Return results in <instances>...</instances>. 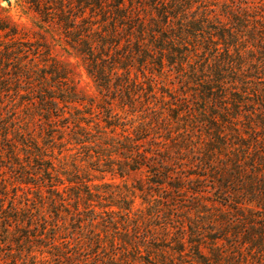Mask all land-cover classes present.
I'll return each mask as SVG.
<instances>
[{"label": "rangeland", "instance_id": "obj_1", "mask_svg": "<svg viewBox=\"0 0 264 264\" xmlns=\"http://www.w3.org/2000/svg\"><path fill=\"white\" fill-rule=\"evenodd\" d=\"M86 1L0 0V264H264V0L189 1L239 27L237 77L251 83L226 72V110L205 88L219 53L190 41L188 57L125 59L101 10L116 0ZM87 40L114 59L103 86ZM144 121L158 134H140ZM162 150L171 177L157 186ZM137 151L153 159L132 170Z\"/></svg>", "mask_w": 264, "mask_h": 264}, {"label": "trees", "instance_id": "obj_2", "mask_svg": "<svg viewBox=\"0 0 264 264\" xmlns=\"http://www.w3.org/2000/svg\"><path fill=\"white\" fill-rule=\"evenodd\" d=\"M89 1L90 0L86 1V3H89L90 8L96 7L100 9L102 0ZM151 1L154 13L151 11L149 17L147 16L146 10H139L136 8L134 0H128V5L125 4L124 0H116L115 5L113 6V11L104 10V6L101 8L106 14H109L108 16H105L103 20H109V25L112 30L111 32L114 33V37L111 38L110 36L107 47H113L118 50L120 46H123L126 49V52L123 53L122 56L125 59H130L131 57H134V54H137V56L141 54H150L151 56L152 54H158L159 57H163L165 53L174 54L175 52L181 55L184 54L185 57H188V54L185 52L190 51L188 47L190 41L193 43L192 47L195 48L197 45L203 44L205 50H211L221 55L216 63L209 67L210 70L213 71V76L209 80L212 82L213 86H210L212 84L208 81L205 88L207 91L215 88L213 94L214 99H218L220 104H223L222 108L226 110V105L229 102L228 99L220 98L219 95H217L218 91L220 92L224 88V79L227 75L226 72L228 73L227 76L231 77V79L241 82L243 88H245L248 83H251V81L241 80L240 77H237L239 75H244L243 72H240L243 70L242 63L238 62L240 49L232 43L234 42L232 39L236 37L233 34L234 32L232 29L239 30V27L224 28L222 26L219 27V25L211 24L208 16L211 13L214 14L215 11H200L201 4L200 6H197L195 10L189 12V1L191 2V0ZM199 1H202L201 3H203V0ZM187 3L188 6H184ZM140 12H143L144 15H141ZM5 28L6 27H0V30H4ZM123 31L126 33L123 34ZM10 32L11 34H15L12 29H10ZM112 33L111 35H113ZM86 36H88V34ZM146 38H148V40H146ZM122 40H124V44L122 43ZM219 44H223L222 50L219 47ZM96 47L97 50L100 49V54L94 56L93 49H96ZM232 49L234 54H236L235 58H233V54L231 53ZM102 56H105L106 58H103ZM80 57L87 66L86 70L88 75L97 85L98 83L100 85L101 82L109 81L111 78L110 76H115L117 74L113 64L114 59L111 61V57H109L108 53H104V44L96 43L94 46L90 40L85 41V49L81 50ZM159 64L162 66V58L159 59ZM130 72L131 71L128 70L124 72L123 75L125 76L127 83H131L133 79L130 77ZM256 79H258L255 83L256 85H260V83L264 84L260 76H256ZM232 82V86L235 88L236 84H234V81ZM134 83H136V80ZM101 86H103L102 83ZM257 90L256 87L253 89V91H255L254 94L256 95L257 93L258 96L261 95ZM71 94L75 93L73 92ZM236 94L237 93H233L234 98H231L233 107H239V103L243 100L239 95L236 97ZM69 101L76 102L77 98L70 97L68 102ZM156 119H160V125L164 126L163 121L165 118L161 119L157 116L155 120ZM234 124L237 123L234 122ZM156 126L157 125L153 122L151 123V121H144L138 132L142 131L140 134H144L146 132L154 131V135H157L160 127ZM141 139L142 137H138L135 141L137 142ZM136 153V156L138 155L139 158L135 159L134 162L136 165L131 167L132 170L139 168L137 165L141 166L143 164H148L146 161L153 159V156L148 157L146 155V151H137ZM160 153L163 154V158L161 159V162L158 163L159 169H157V171L155 170V173H153L157 177L154 181L157 186H161L171 177L170 169H168L167 164H165L168 159V156L166 155L167 152H165V150H162V152L158 151V154ZM242 163L243 161H236L235 166L241 168ZM238 182H240V179Z\"/></svg>", "mask_w": 264, "mask_h": 264}]
</instances>
